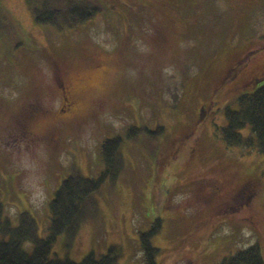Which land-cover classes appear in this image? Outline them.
<instances>
[{
	"label": "rangeland",
	"instance_id": "1",
	"mask_svg": "<svg viewBox=\"0 0 264 264\" xmlns=\"http://www.w3.org/2000/svg\"><path fill=\"white\" fill-rule=\"evenodd\" d=\"M90 1L101 13L71 32L36 24L26 0H0L4 219L17 227L28 213L46 239L63 180L73 168L101 176L102 142L120 135L119 175L105 178L52 257L82 262L114 249L117 264H145L142 234L152 229L158 264H220L255 243L264 255V155L228 147L221 132L226 107L264 82V0ZM131 127L141 132L127 138ZM249 187L248 207L233 201Z\"/></svg>",
	"mask_w": 264,
	"mask_h": 264
},
{
	"label": "trees",
	"instance_id": "2",
	"mask_svg": "<svg viewBox=\"0 0 264 264\" xmlns=\"http://www.w3.org/2000/svg\"><path fill=\"white\" fill-rule=\"evenodd\" d=\"M26 1L36 24L50 25L62 31L75 32L101 13V9L90 0ZM1 14L0 5V32L6 18ZM237 105V109H225L227 125L221 129L223 141L228 147L255 148L264 155V82L253 91L241 94ZM246 129L250 130V138L243 135ZM139 132L140 128L131 127L126 137ZM123 144L124 138L120 135L102 142L100 156L106 164V171L98 178L84 177L73 168L68 178L63 180L50 203L51 226L46 239L39 237L36 222L28 213L20 218L19 226L12 227L11 222L4 219V204L0 200V264H117L118 254L114 249L99 258L92 253L82 262L52 257V249L59 235L68 233L74 236L78 233L86 212L96 205L95 193L105 178L110 176L114 180L119 175L124 166ZM155 231L152 229L142 234L145 264H158L160 249L150 240ZM28 243L34 246L33 250L28 251L24 247ZM220 264H264L262 248L255 243L225 258Z\"/></svg>",
	"mask_w": 264,
	"mask_h": 264
},
{
	"label": "flooded vegetation",
	"instance_id": "3",
	"mask_svg": "<svg viewBox=\"0 0 264 264\" xmlns=\"http://www.w3.org/2000/svg\"><path fill=\"white\" fill-rule=\"evenodd\" d=\"M82 82H84V81H79V85H82L81 84ZM77 85H76V83L74 85H73V83H71V84H69V88H70V86H72L71 87V90H72V88H75ZM60 87H61V92H63L64 88L66 89V86H65L64 83L63 84L61 83L60 84ZM62 103H63V105H65V107L71 106L73 104V102L70 100L69 96L68 97L67 96L65 97L64 94L62 95ZM63 105H62V107H63ZM65 111H66L65 108L64 109L62 108V109L59 110V112H61V113L65 112ZM33 115H35V114H33ZM33 115H31V116H33ZM31 116L28 115L27 120H24V123L26 125H23V127H22L23 132H25L27 136H31V133L28 130V123H29L28 119L31 120L33 118ZM55 137H56V134H53V133L50 134L49 136H47L48 140L54 139ZM212 190H213V192L218 193L219 188L218 187H215ZM255 193H256V191L253 188H251V189H250V187L247 188V189L245 188V189H243V191L240 192V194L237 195L236 198L235 197H232V199L237 204H240L241 206L242 205H245L246 207H248L249 204H250V202L254 198Z\"/></svg>",
	"mask_w": 264,
	"mask_h": 264
}]
</instances>
